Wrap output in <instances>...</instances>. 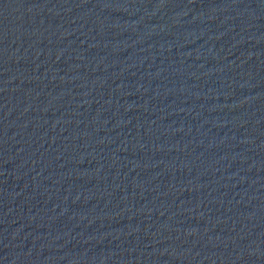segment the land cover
Segmentation results:
<instances>
[{
  "label": "water",
  "instance_id": "95a60500",
  "mask_svg": "<svg viewBox=\"0 0 264 264\" xmlns=\"http://www.w3.org/2000/svg\"><path fill=\"white\" fill-rule=\"evenodd\" d=\"M0 264H264V0H0Z\"/></svg>",
  "mask_w": 264,
  "mask_h": 264
}]
</instances>
